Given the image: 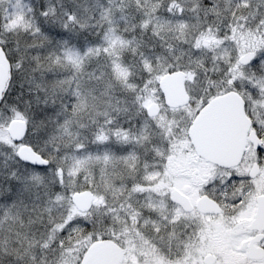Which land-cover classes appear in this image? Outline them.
Returning a JSON list of instances; mask_svg holds the SVG:
<instances>
[{
  "label": "snow or ice",
  "instance_id": "snow-or-ice-1",
  "mask_svg": "<svg viewBox=\"0 0 264 264\" xmlns=\"http://www.w3.org/2000/svg\"><path fill=\"white\" fill-rule=\"evenodd\" d=\"M0 264H264V0H0Z\"/></svg>",
  "mask_w": 264,
  "mask_h": 264
}]
</instances>
